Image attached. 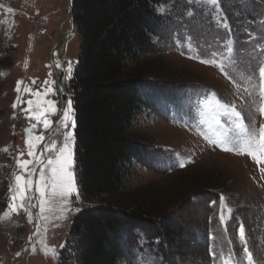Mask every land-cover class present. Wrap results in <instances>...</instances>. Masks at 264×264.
<instances>
[{"label": "rangeland", "instance_id": "1", "mask_svg": "<svg viewBox=\"0 0 264 264\" xmlns=\"http://www.w3.org/2000/svg\"><path fill=\"white\" fill-rule=\"evenodd\" d=\"M71 7L70 0H0V73H3L0 75V264H58L74 215L83 205L76 178V118L72 103L70 114L75 126H71V121L67 128L57 124L53 133L51 127L45 130L31 112L22 110L28 108V100L37 99L32 93L39 91L45 96V92L50 94L53 90V55L60 45L67 58L65 69L70 74L67 81L72 77L80 54V37L72 21ZM259 32L264 37V28H259ZM32 35H35L34 41ZM201 44H190L187 39L175 40L166 44L163 50L145 54L140 59L143 64L155 68L156 73L149 77L151 86L161 85L172 92L183 90L181 98L185 99L194 93L195 99L179 103L180 109L164 107L161 103L154 113L148 112L141 117L137 126L140 132L164 149L169 166L175 163L177 166L169 171L171 173H163V169L136 165L128 177L129 188L145 193L165 192L169 194V201L170 197L181 196L196 184L217 187L220 198L215 206L212 246L201 242L193 244L188 235L181 238L187 244L183 249L190 260L187 264H250L248 252L252 253L254 264H264V172L260 170L264 164H257L247 153L224 150V147L239 148L247 135L235 127L239 119L226 105L235 106L245 124L257 134L264 126V113L259 110L264 106V97L261 96L262 82L258 71L264 64V53L260 54L258 63H245L247 66L243 70L249 77L246 81L243 70L236 74L237 69L229 68L226 59H220V54L207 45H204L207 46L204 55H199L197 48L200 49ZM214 54L226 68L224 72L215 64L202 63ZM251 60L246 58V62ZM69 64L71 71H68ZM19 81L23 83L18 92ZM24 88H30L32 92L24 91ZM66 92L67 101L72 102V91L67 88ZM18 97L24 103L13 108ZM31 125H37L32 129L33 136L42 134L46 138L34 149L37 157L43 160L58 155L43 152L45 143L56 141L60 147L65 142L64 135L72 134L67 140L72 158L67 171L73 175L76 192L70 196L54 194L50 188L41 195L40 171L43 170L46 177L51 173L47 167L41 169L35 162L37 157L28 155L26 130ZM222 138L231 142L221 146ZM20 153L23 155L19 159L33 160L28 166L31 174L17 163ZM16 176L33 181L31 186L24 185L23 201ZM136 190L128 191L127 196ZM93 201L94 206L106 205ZM21 202L23 209L12 211L9 208V204L15 207ZM182 209L198 213L188 204ZM5 212L9 215L4 216ZM176 220L187 228L195 226L193 217L176 216ZM241 225L245 230L243 239L239 235ZM52 248H55V256ZM153 263L156 264L154 260Z\"/></svg>", "mask_w": 264, "mask_h": 264}, {"label": "trees", "instance_id": "2", "mask_svg": "<svg viewBox=\"0 0 264 264\" xmlns=\"http://www.w3.org/2000/svg\"><path fill=\"white\" fill-rule=\"evenodd\" d=\"M71 9L80 54L68 90L83 205L74 215L58 264H187V244L181 238L188 235L193 244L212 246L220 193L217 187L196 184L168 201V193L129 188L136 165L163 173L177 166H169L164 149L140 132L141 117L161 103L180 109L179 103L195 99L194 93L185 99L183 90L151 86L155 68L140 59L187 39L202 43L197 48L201 56L207 46L216 50L238 74L264 53L259 32L264 0H218V5L203 0H72ZM247 57L252 60L246 62ZM130 190L136 191L127 196ZM93 200L106 205L94 206ZM185 204L197 209V215L184 211ZM182 215L194 218L193 229L177 222Z\"/></svg>", "mask_w": 264, "mask_h": 264}, {"label": "snow or ice", "instance_id": "3", "mask_svg": "<svg viewBox=\"0 0 264 264\" xmlns=\"http://www.w3.org/2000/svg\"><path fill=\"white\" fill-rule=\"evenodd\" d=\"M209 4L212 5H218V0H207ZM227 27V25H225ZM231 51V49H229ZM202 63L206 64H215L217 67L220 68L222 72L225 71L224 65L222 61H219L215 58V54L213 57L209 60H204ZM59 67V65H57ZM68 71H71V64L68 65ZM260 79L262 82L261 87V96L264 97V64H262L259 69ZM0 75H3V73H0ZM225 75L227 73L225 72ZM22 81H19L17 83L16 90L19 92L21 91L20 85L22 84ZM47 83V82H46ZM24 91L32 92L30 88H24ZM50 91V89H49ZM35 97H37L36 100H28V108L22 109L25 112H31L33 116L37 119L38 123H41L43 125V128L45 130L49 129L51 127L52 122L47 119L45 116V113L48 115L56 114L58 109L56 108V102L51 100H43L42 94L37 91L32 93ZM43 95H47V92H45ZM18 103H14L12 105L13 108L18 107L20 104H23L24 101L20 100V98H17ZM71 100H68L66 102V106L60 110V119L56 121L57 124L62 125L64 128H67L69 126V121L72 122L71 126L74 125V120L72 115L70 114L71 109ZM42 105H47V107H42ZM226 107L231 108L234 112L236 117L239 119V122L235 125V127L241 131L246 133V139L243 143H241L239 148H229L224 147L225 151H233L236 150L239 152V154L247 153L250 155L254 161H256L257 164H264V126H261L259 129L258 134L254 131H252L247 124H245L244 119L239 111H236L235 106L233 105H226ZM35 109V110H33ZM260 112L264 113V106L260 107ZM217 123H220V120L217 118ZM37 125H31L26 131L28 133V139L26 141L29 152L28 155L32 157H37V153L34 151L37 144L40 142H45L46 138L44 135H37L33 136L32 129L35 128ZM57 129H54L53 131H56ZM71 133H67L64 135V143L62 146L58 147L56 141H52L51 144L45 143L43 152H51V153H57L55 157L49 156L46 158V160L40 159L37 157L36 163L40 164L41 169L47 167L50 169V176L45 175L44 171L41 170L39 174V181H40V192L43 196L45 194V189L50 188L54 194H59L62 197H68L71 194L76 192L74 178L71 172L67 171V168L72 163L71 158V149L69 147V144L67 143V140L71 136ZM35 141L36 143H34ZM231 141L222 138L220 140L221 146H224L226 143H230ZM213 143H216V141H213ZM4 151H7V149H4ZM23 153L18 154L17 157V163L20 165L21 168H23L25 171H29L31 174V170L28 168L29 165L33 164V160H21L19 159V156H22ZM181 167H184V164H180ZM261 172H264V168L260 169ZM15 180L17 182V186L19 188V194H20V200L23 201L25 199V187L24 185L31 186L33 181L31 179L24 180L22 176H16ZM21 181H24L23 184H21ZM46 181H50V183H47ZM9 191H12V188L9 189ZM78 194V193H77ZM13 200L16 199L15 196L12 197ZM66 202V201H65ZM9 208L12 211H18L19 209L24 208V203H18L13 207V205L9 204ZM9 215L8 212L4 213V216ZM221 219H223V216H221ZM239 235L243 239L245 237V230L243 225L239 227ZM33 250L35 251V248L33 247ZM247 251V249H245ZM51 252L53 256H55V248L51 249ZM46 254L47 251H46ZM248 260L250 261V264H254L253 261V255L251 252H248Z\"/></svg>", "mask_w": 264, "mask_h": 264}, {"label": "flooded vegetation", "instance_id": "4", "mask_svg": "<svg viewBox=\"0 0 264 264\" xmlns=\"http://www.w3.org/2000/svg\"><path fill=\"white\" fill-rule=\"evenodd\" d=\"M65 55L63 52V47L60 45L56 48L54 55H53V82H54V88L51 91L50 94H47L45 96H42L43 100H51L56 102V108L58 109L56 114L48 115L45 113V116L51 120V131L53 133V130L56 129L55 125H57L56 121L57 119H60V110L63 108L62 104V95L60 90V80H59V71L64 68L65 69ZM67 59V58H66ZM59 65V67L57 66ZM66 70V69H65ZM66 88H68V81H66ZM54 92V94H53ZM56 99H53V97ZM42 107H47V105H42Z\"/></svg>", "mask_w": 264, "mask_h": 264}, {"label": "water", "instance_id": "5", "mask_svg": "<svg viewBox=\"0 0 264 264\" xmlns=\"http://www.w3.org/2000/svg\"><path fill=\"white\" fill-rule=\"evenodd\" d=\"M70 2H72V0H70ZM70 74L67 73L65 70H62V72H59V80H60V90H61V95H62V104L63 107L66 105L67 102V95H66V81L68 79V76Z\"/></svg>", "mask_w": 264, "mask_h": 264}, {"label": "built area", "instance_id": "6", "mask_svg": "<svg viewBox=\"0 0 264 264\" xmlns=\"http://www.w3.org/2000/svg\"><path fill=\"white\" fill-rule=\"evenodd\" d=\"M43 27V26H42ZM41 28V27H40ZM39 29V28H38ZM39 33V30L35 33V35L37 36V34ZM35 35H32L31 36V39H32V41H34L35 40Z\"/></svg>", "mask_w": 264, "mask_h": 264}, {"label": "bare ground", "instance_id": "7", "mask_svg": "<svg viewBox=\"0 0 264 264\" xmlns=\"http://www.w3.org/2000/svg\"><path fill=\"white\" fill-rule=\"evenodd\" d=\"M62 70H65L64 68H62L59 72H62ZM66 71V70H65ZM67 72V71H66Z\"/></svg>", "mask_w": 264, "mask_h": 264}]
</instances>
